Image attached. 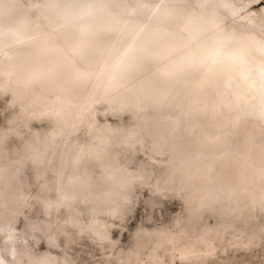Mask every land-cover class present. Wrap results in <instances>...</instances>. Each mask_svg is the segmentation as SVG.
Segmentation results:
<instances>
[{
	"label": "rangeland",
	"instance_id": "374dc122",
	"mask_svg": "<svg viewBox=\"0 0 264 264\" xmlns=\"http://www.w3.org/2000/svg\"><path fill=\"white\" fill-rule=\"evenodd\" d=\"M123 1L134 7L123 15L152 14L143 0ZM234 1L238 13L219 5L222 29L264 37V0ZM44 2L0 0V17L15 3L49 32ZM0 64V264H264L261 117L240 116L222 162L220 140H203L201 125L215 124L203 106L190 111L198 120L186 132L155 105L107 106L119 89L94 91L93 71L66 112L56 87L40 88L42 76L20 82L1 51ZM104 128L110 136L99 137Z\"/></svg>",
	"mask_w": 264,
	"mask_h": 264
},
{
	"label": "bare ground",
	"instance_id": "6f19581e",
	"mask_svg": "<svg viewBox=\"0 0 264 264\" xmlns=\"http://www.w3.org/2000/svg\"><path fill=\"white\" fill-rule=\"evenodd\" d=\"M158 1H142L152 14L126 16L121 11L132 12L134 7L123 0H45L49 32L27 9L5 5L0 51L11 65L7 69L20 82L32 83L42 76L40 88L56 87L57 101L66 103L58 110H71L75 90L83 88L93 71L94 91L119 89L107 98V106L155 105L158 115H169V121L186 132L195 130L198 120L190 117V111L203 106L215 121L211 130L201 125L203 140H220L223 162L234 150L240 116L248 113L264 121V37L222 29L225 12L219 5L238 13L241 6L234 0H212L202 8ZM197 1L202 5L206 0ZM11 31L12 37L6 38ZM59 31L64 41L56 38ZM33 40L24 49L16 45ZM157 63L160 66L149 68ZM99 65L105 68L97 69ZM5 67L0 64V71ZM105 78L108 81L103 83ZM110 133L104 128L98 135ZM249 140L253 142L254 136ZM241 161L240 157V166L245 163Z\"/></svg>",
	"mask_w": 264,
	"mask_h": 264
}]
</instances>
